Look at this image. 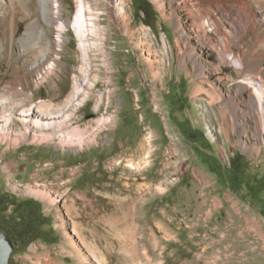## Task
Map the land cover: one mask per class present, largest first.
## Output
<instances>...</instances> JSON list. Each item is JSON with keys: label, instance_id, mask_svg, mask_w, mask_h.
Listing matches in <instances>:
<instances>
[{"label": "rangeland", "instance_id": "1", "mask_svg": "<svg viewBox=\"0 0 264 264\" xmlns=\"http://www.w3.org/2000/svg\"><path fill=\"white\" fill-rule=\"evenodd\" d=\"M123 1L126 22L120 0H86L102 35H90L88 97L65 111L73 115L64 130L80 126L94 141L82 148L0 141V229L14 246L9 264H80L63 253L70 239L91 264H264V131L256 120L247 133L232 125L225 131L223 102L193 95L195 64L182 62L175 18L154 0ZM80 2L61 0L64 16L74 18ZM166 2L168 10L175 3ZM25 29L22 21L18 36ZM63 35L48 60L54 70L24 84L11 106L65 105L86 60L74 28ZM200 53L211 66L214 58ZM224 67L208 72L223 96L234 84L227 75L240 78ZM12 72L3 62L0 89ZM17 117L13 126L25 130ZM237 154L243 170L235 178ZM11 160L21 163L14 178L5 167ZM36 185L50 197L30 192ZM30 199L42 214V236L25 245Z\"/></svg>", "mask_w": 264, "mask_h": 264}, {"label": "bare ground", "instance_id": "2", "mask_svg": "<svg viewBox=\"0 0 264 264\" xmlns=\"http://www.w3.org/2000/svg\"><path fill=\"white\" fill-rule=\"evenodd\" d=\"M154 1L166 18H175L177 46L182 62L190 59L195 64L197 80L193 95L198 97L206 93L210 103L216 104L218 100L223 102L225 131L232 125L240 126L247 133L251 120H256L264 131V0H174L169 10L166 0ZM78 7L71 19L62 13L61 0H0V73L2 63L5 62L8 68H13L14 75L0 89V141L8 143L9 148L19 147L26 141L48 144L57 142L63 148L68 145L82 148L94 141L90 133L80 126L64 130L70 125L73 115V112L67 114L66 110L73 105L76 107L88 97L85 85L88 83L86 73L89 68L90 35H102L98 23L89 16L90 6L86 0H81ZM118 10L126 22L128 14L123 0H120ZM109 12L111 18L116 20L113 8ZM22 21L26 23V29L18 36ZM69 26L74 28L79 38L86 61L81 68L83 77L75 78L72 93L65 105H59L56 110H52L51 104L42 103L25 107L21 102L17 107L11 106L15 97L24 93V84L45 79L44 73L54 70L55 63L48 60L54 56V51L60 50L64 43L63 33ZM55 32H59L60 36H54ZM145 33L147 35L143 40L149 43L148 51L152 52L149 32ZM200 52H206L214 58L211 66L206 65ZM149 60L153 67L154 59ZM47 61L49 64L45 66ZM228 65L236 69L240 78L227 75L234 84L223 96L216 85L208 83V72L212 70L217 74L222 73L224 66ZM17 116L26 127L25 130L13 126L17 124ZM103 120L100 119L99 123ZM20 165V162L14 160L5 162L13 178ZM47 190L39 185L29 189L36 195L50 197ZM89 248L98 257V250L92 246ZM62 250L63 253L71 252L80 264H91L89 257L71 239ZM94 264L101 263L94 261Z\"/></svg>", "mask_w": 264, "mask_h": 264}, {"label": "trees", "instance_id": "3", "mask_svg": "<svg viewBox=\"0 0 264 264\" xmlns=\"http://www.w3.org/2000/svg\"><path fill=\"white\" fill-rule=\"evenodd\" d=\"M241 158L242 156L237 154L231 159V168H233L232 175L235 178L240 176L243 170ZM26 204L29 207L30 218L20 234V239L23 244L29 245L32 241L42 236V230L40 228L41 222H39L42 214H39V212L35 210L34 205L37 206L38 204L34 199L28 200Z\"/></svg>", "mask_w": 264, "mask_h": 264}, {"label": "water", "instance_id": "4", "mask_svg": "<svg viewBox=\"0 0 264 264\" xmlns=\"http://www.w3.org/2000/svg\"><path fill=\"white\" fill-rule=\"evenodd\" d=\"M13 247V243L8 239L7 234L0 229V264H9Z\"/></svg>", "mask_w": 264, "mask_h": 264}]
</instances>
